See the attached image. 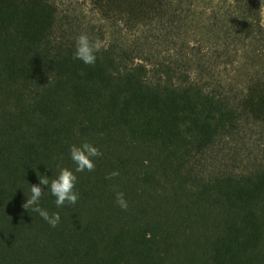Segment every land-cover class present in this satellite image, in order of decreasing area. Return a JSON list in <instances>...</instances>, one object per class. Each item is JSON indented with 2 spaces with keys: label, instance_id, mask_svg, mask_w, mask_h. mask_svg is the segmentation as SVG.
Returning <instances> with one entry per match:
<instances>
[{
  "label": "trees",
  "instance_id": "trees-1",
  "mask_svg": "<svg viewBox=\"0 0 264 264\" xmlns=\"http://www.w3.org/2000/svg\"><path fill=\"white\" fill-rule=\"evenodd\" d=\"M262 2L0 0V264H264ZM85 140L52 227L26 194Z\"/></svg>",
  "mask_w": 264,
  "mask_h": 264
},
{
  "label": "clouds",
  "instance_id": "clouds-1",
  "mask_svg": "<svg viewBox=\"0 0 264 264\" xmlns=\"http://www.w3.org/2000/svg\"><path fill=\"white\" fill-rule=\"evenodd\" d=\"M261 10H264V2L261 3ZM104 47L103 42L99 39L93 40L86 33H81L75 42V51L73 59L82 61L85 65H95L97 53ZM83 75V72H82ZM50 80V77H49ZM103 153L93 143L85 140L79 145L73 144L70 147V158L76 165L75 170L65 167L62 164L58 165L59 172L53 179H49L46 175H39V184H31L30 195H27V200L22 207L25 210L31 209L32 212L38 213L50 226L56 227L60 222L59 212L49 214L47 210L40 206V199L44 195V189L41 185H47L51 195L55 199L57 207L67 205H75L79 193L74 191L78 181L76 173L92 172L95 170V158L101 157ZM119 171L114 170L106 175V179L111 180L119 176ZM116 203L122 208L127 209L128 203L125 199V194L122 191L116 192Z\"/></svg>",
  "mask_w": 264,
  "mask_h": 264
},
{
  "label": "rangeland",
  "instance_id": "rangeland-1",
  "mask_svg": "<svg viewBox=\"0 0 264 264\" xmlns=\"http://www.w3.org/2000/svg\"><path fill=\"white\" fill-rule=\"evenodd\" d=\"M263 2H264V0H263Z\"/></svg>",
  "mask_w": 264,
  "mask_h": 264
}]
</instances>
